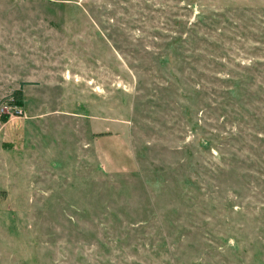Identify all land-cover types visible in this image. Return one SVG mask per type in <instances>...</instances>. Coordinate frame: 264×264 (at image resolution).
Returning <instances> with one entry per match:
<instances>
[{
	"label": "rangeland",
	"instance_id": "374dc122",
	"mask_svg": "<svg viewBox=\"0 0 264 264\" xmlns=\"http://www.w3.org/2000/svg\"><path fill=\"white\" fill-rule=\"evenodd\" d=\"M0 264H264V0H0Z\"/></svg>",
	"mask_w": 264,
	"mask_h": 264
},
{
	"label": "trees",
	"instance_id": "16d2710c",
	"mask_svg": "<svg viewBox=\"0 0 264 264\" xmlns=\"http://www.w3.org/2000/svg\"><path fill=\"white\" fill-rule=\"evenodd\" d=\"M10 95H11V101H10V103L11 104H16V105H18V104H21L22 105V86H19V87H17V88H15L11 93H10ZM9 102V101H8ZM5 116H3V118H4Z\"/></svg>",
	"mask_w": 264,
	"mask_h": 264
}]
</instances>
